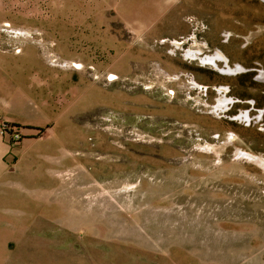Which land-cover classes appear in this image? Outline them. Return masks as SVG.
<instances>
[{
	"label": "rangeland",
	"instance_id": "rangeland-1",
	"mask_svg": "<svg viewBox=\"0 0 264 264\" xmlns=\"http://www.w3.org/2000/svg\"><path fill=\"white\" fill-rule=\"evenodd\" d=\"M111 1L0 0V264H264V0Z\"/></svg>",
	"mask_w": 264,
	"mask_h": 264
},
{
	"label": "crops",
	"instance_id": "crops-1",
	"mask_svg": "<svg viewBox=\"0 0 264 264\" xmlns=\"http://www.w3.org/2000/svg\"><path fill=\"white\" fill-rule=\"evenodd\" d=\"M175 1L177 0H161L156 2H146V0H140L139 2L137 0H112L109 8L116 10V13H113L112 16L113 18H118L125 28H131L136 32L151 36L156 35L160 37L163 35L174 37L180 35L182 31L177 25ZM142 2L146 5H151L153 9L148 11L146 19H137L136 7ZM108 26H112V23L108 24ZM113 31L115 32V30ZM167 32H175V34L170 36L166 34Z\"/></svg>",
	"mask_w": 264,
	"mask_h": 264
},
{
	"label": "flooded vegetation",
	"instance_id": "flooded-vegetation-1",
	"mask_svg": "<svg viewBox=\"0 0 264 264\" xmlns=\"http://www.w3.org/2000/svg\"><path fill=\"white\" fill-rule=\"evenodd\" d=\"M217 58H220V55H215V56H211V57H208V58H204V59H202L204 62L205 61H212V62H215V60L217 59ZM238 68H240V67H238ZM237 69V68H236ZM235 69V70H236ZM227 71H233L230 67L227 69ZM261 75H260V77L261 78H263L264 79V71H261V73H260ZM246 113V112H245Z\"/></svg>",
	"mask_w": 264,
	"mask_h": 264
},
{
	"label": "bare ground",
	"instance_id": "bare-ground-1",
	"mask_svg": "<svg viewBox=\"0 0 264 264\" xmlns=\"http://www.w3.org/2000/svg\"><path fill=\"white\" fill-rule=\"evenodd\" d=\"M242 117L247 118V117H248V113H247V112H246V113H243V114H242Z\"/></svg>",
	"mask_w": 264,
	"mask_h": 264
}]
</instances>
